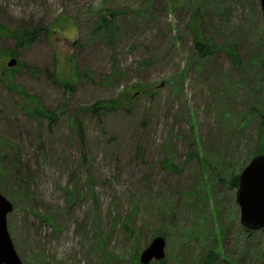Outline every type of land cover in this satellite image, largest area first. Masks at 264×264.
<instances>
[{"label": "rangeland", "instance_id": "rangeland-1", "mask_svg": "<svg viewBox=\"0 0 264 264\" xmlns=\"http://www.w3.org/2000/svg\"><path fill=\"white\" fill-rule=\"evenodd\" d=\"M0 25V192L23 264H142L158 235L164 264H264L232 186L264 150L260 0H0Z\"/></svg>", "mask_w": 264, "mask_h": 264}, {"label": "water", "instance_id": "water-1", "mask_svg": "<svg viewBox=\"0 0 264 264\" xmlns=\"http://www.w3.org/2000/svg\"><path fill=\"white\" fill-rule=\"evenodd\" d=\"M264 16V0H260ZM18 63L11 59L9 67ZM239 188L236 202L240 205L241 223L248 229L263 230L264 232V155L253 158L239 175ZM14 205L0 192V264H23L19 258L7 225L8 216ZM167 241L158 235L145 250L140 261L149 264L166 257Z\"/></svg>", "mask_w": 264, "mask_h": 264}, {"label": "trees", "instance_id": "trees-1", "mask_svg": "<svg viewBox=\"0 0 264 264\" xmlns=\"http://www.w3.org/2000/svg\"><path fill=\"white\" fill-rule=\"evenodd\" d=\"M102 22H103V25L105 27H107V30L108 32L111 34V35H114L115 31L113 30V22L111 19H108L106 15H103L102 16ZM0 29H3L4 30V27H2L0 25ZM41 33V29H35L33 30L32 32H27L26 30H24L23 32L21 33H11L13 34L14 36H17V38L20 39V41L23 43V44H27V45H30L31 43H33V41L37 40L38 38V35ZM199 35V36H198ZM202 35L200 34H197L195 35V44H196V48L198 50V53L201 55V56H204V55H208V53L210 52H213L214 51V44H212V46L210 45L211 41H206L205 38L203 37H200ZM227 52L230 56V59L231 61H233L234 63L238 61V58L236 57L237 55V52L235 50V48L231 47V48H228L227 49ZM10 85V90H18L19 94L21 96H24V98H26L27 101H29V103L32 101V103L34 104V107H36L35 111H31L33 114H38L39 116H42V117H45V118H50L51 120L53 121H56L58 118H57V115L53 114L52 112L50 111H46L44 110V108L42 107L41 103H40V100L39 98H36V97H33V96H27L25 95L22 90H19V87L17 85H15L13 83V81H11L9 83ZM63 85L66 87V88H70L73 86L72 83L70 84H66L63 82ZM108 105H104V106H94L92 107L90 110L94 113L96 112L98 114V110H102L106 107L108 108H114L113 106H115L113 103V105L110 104V102L108 103ZM111 106V107H110ZM263 146V144L261 145V147ZM261 147L259 148V151L257 152L256 156H258L259 154H264V150H261ZM239 175L235 176V177H232V186L237 188L239 187ZM246 228V227H245ZM247 232H249L250 234L252 232H254L252 229H248L246 228ZM219 258V251L218 250H211V252H209L206 257L203 259L202 263L203 264H214L216 263L217 259ZM154 264H164V261H159V262H155Z\"/></svg>", "mask_w": 264, "mask_h": 264}, {"label": "flooded vegetation", "instance_id": "flooded-vegetation-1", "mask_svg": "<svg viewBox=\"0 0 264 264\" xmlns=\"http://www.w3.org/2000/svg\"><path fill=\"white\" fill-rule=\"evenodd\" d=\"M21 44H22V42H21ZM17 45H18V43H17ZM20 49H22V45L21 46H18ZM5 56H10L9 57V59H11V58H14V55H11V54H9V53H7Z\"/></svg>", "mask_w": 264, "mask_h": 264}]
</instances>
